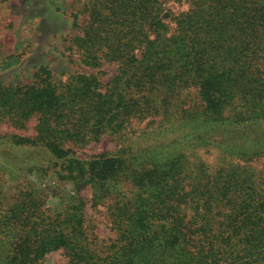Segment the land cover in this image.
<instances>
[{
  "label": "trees",
  "instance_id": "16d2710c",
  "mask_svg": "<svg viewBox=\"0 0 264 264\" xmlns=\"http://www.w3.org/2000/svg\"><path fill=\"white\" fill-rule=\"evenodd\" d=\"M167 1L73 0L71 48L96 71L0 81V157L32 146L76 190L54 212L51 186L11 196L0 177V264L61 248L65 264H264V0H188L179 13ZM31 119L34 135L18 134ZM145 120L154 129L130 136ZM107 137L117 147L79 149ZM87 187L107 204L108 239L87 223Z\"/></svg>",
  "mask_w": 264,
  "mask_h": 264
},
{
  "label": "rangeland",
  "instance_id": "374dc122",
  "mask_svg": "<svg viewBox=\"0 0 264 264\" xmlns=\"http://www.w3.org/2000/svg\"><path fill=\"white\" fill-rule=\"evenodd\" d=\"M76 5L74 6L73 0H0V81L4 83L31 82L35 77V68L41 66H47L57 78H65L66 74L81 71L83 67L77 64L78 55L71 48L69 38L74 20L71 13L76 9ZM167 5L175 13H179L188 9L189 2L188 0H169ZM80 19H84V15L81 14ZM102 68L106 71L110 70L104 76V80L107 81L112 77L115 66L105 65ZM83 69L96 71L88 67ZM147 121H135L130 136L138 138L146 128ZM34 125L35 119H31L27 127L18 130L17 133L23 136L34 135ZM146 129L153 130L154 127ZM115 147H117V141L107 137L100 142L81 146L79 149L84 153H93ZM0 148L5 149L6 145ZM7 148L10 151L8 155L14 151L19 157H0V177L5 182L4 187L8 194L16 196L24 190V186L34 190L35 193L42 194L43 189L51 186L48 189L47 205L54 212H60L68 203H73L72 201L76 199L74 185L59 182L56 169L47 166L44 152L36 151L32 146L25 144L17 146L10 144ZM185 151L191 159L201 158L211 165L231 158L224 152L208 148L196 150L188 148ZM34 163L40 164V168L34 166ZM259 164L264 165V159H261ZM83 195L87 202L85 213L87 223H92L95 230L102 234V238L108 239L113 236L107 204L94 206L89 187L84 190ZM67 261V253L61 248L49 253L43 264H65Z\"/></svg>",
  "mask_w": 264,
  "mask_h": 264
}]
</instances>
